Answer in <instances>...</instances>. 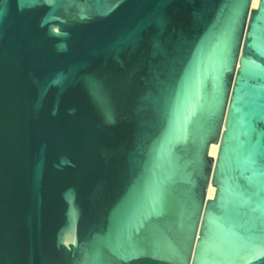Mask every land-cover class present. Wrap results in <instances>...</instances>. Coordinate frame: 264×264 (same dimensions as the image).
Listing matches in <instances>:
<instances>
[{
  "label": "water",
  "instance_id": "1",
  "mask_svg": "<svg viewBox=\"0 0 264 264\" xmlns=\"http://www.w3.org/2000/svg\"><path fill=\"white\" fill-rule=\"evenodd\" d=\"M251 2L0 0V264H264Z\"/></svg>",
  "mask_w": 264,
  "mask_h": 264
},
{
  "label": "bare ground",
  "instance_id": "2",
  "mask_svg": "<svg viewBox=\"0 0 264 264\" xmlns=\"http://www.w3.org/2000/svg\"><path fill=\"white\" fill-rule=\"evenodd\" d=\"M256 4H257V0H252L251 6L255 7ZM216 151H217V144H211L209 147V154L214 157L216 155ZM213 191H214V188L209 186L207 189V197H211L213 194Z\"/></svg>",
  "mask_w": 264,
  "mask_h": 264
}]
</instances>
